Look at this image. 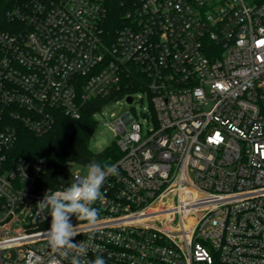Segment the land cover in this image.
<instances>
[{
    "label": "built area",
    "instance_id": "built-area-1",
    "mask_svg": "<svg viewBox=\"0 0 264 264\" xmlns=\"http://www.w3.org/2000/svg\"><path fill=\"white\" fill-rule=\"evenodd\" d=\"M107 10L22 0L0 27V264H70L37 204L84 174L69 162L52 181L45 157L16 156L17 124L44 134L59 110L132 104L137 87L147 127L130 110L111 120L121 155L98 223L70 220L81 259L264 264V0H129L113 30Z\"/></svg>",
    "mask_w": 264,
    "mask_h": 264
},
{
    "label": "trees",
    "instance_id": "trees-1",
    "mask_svg": "<svg viewBox=\"0 0 264 264\" xmlns=\"http://www.w3.org/2000/svg\"><path fill=\"white\" fill-rule=\"evenodd\" d=\"M22 0H0V27L10 29L12 24L7 19V12ZM108 10L105 28L113 30L125 18L129 0H105ZM131 93L141 89H128ZM122 92H126L123 90ZM105 99L94 98L88 102L80 118H72L62 111L56 113L55 121L50 130L44 134H36L24 124H17V141L14 147L16 156H40L48 160L47 176L57 181L66 165L73 162L79 165H89L92 162L108 166L120 155L115 142L100 152H94L90 147L91 138L98 127L95 118L104 105Z\"/></svg>",
    "mask_w": 264,
    "mask_h": 264
},
{
    "label": "clouds",
    "instance_id": "clouds-1",
    "mask_svg": "<svg viewBox=\"0 0 264 264\" xmlns=\"http://www.w3.org/2000/svg\"><path fill=\"white\" fill-rule=\"evenodd\" d=\"M114 172V166L92 162L84 174H76L70 186L52 193L47 191L37 204L38 212L47 211L51 217L50 228L46 231L48 245L53 252L65 257L72 253L70 264H105L101 256L91 261L81 259L87 255L88 248L83 242H72L80 233L70 220L75 215L78 221L86 222L90 228L98 223L99 210L92 205L102 199L101 188L105 178Z\"/></svg>",
    "mask_w": 264,
    "mask_h": 264
},
{
    "label": "rangeland",
    "instance_id": "rangeland-1",
    "mask_svg": "<svg viewBox=\"0 0 264 264\" xmlns=\"http://www.w3.org/2000/svg\"><path fill=\"white\" fill-rule=\"evenodd\" d=\"M135 101L131 104L124 100L113 101L103 106L95 115L98 121V127L94 132L90 147L94 152H100L107 146L111 145L116 140V133L111 126V120L120 116L127 110L132 111L134 114L140 115L141 121L144 122V127H147L148 121L146 117L142 116V113L148 109V100L144 97L143 92L139 91L134 94ZM141 97H144L141 99ZM152 124V122H150ZM88 165L74 164L71 167L72 171L81 170L86 172Z\"/></svg>",
    "mask_w": 264,
    "mask_h": 264
},
{
    "label": "water",
    "instance_id": "water-1",
    "mask_svg": "<svg viewBox=\"0 0 264 264\" xmlns=\"http://www.w3.org/2000/svg\"><path fill=\"white\" fill-rule=\"evenodd\" d=\"M127 100H128V102H131V100H132V99H131V97H128V99H127Z\"/></svg>",
    "mask_w": 264,
    "mask_h": 264
}]
</instances>
